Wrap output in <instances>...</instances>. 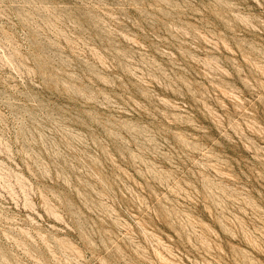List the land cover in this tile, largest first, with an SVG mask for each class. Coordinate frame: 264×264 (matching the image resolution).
Returning <instances> with one entry per match:
<instances>
[{
	"label": "rangeland",
	"instance_id": "1",
	"mask_svg": "<svg viewBox=\"0 0 264 264\" xmlns=\"http://www.w3.org/2000/svg\"><path fill=\"white\" fill-rule=\"evenodd\" d=\"M0 264H264V0H0Z\"/></svg>",
	"mask_w": 264,
	"mask_h": 264
}]
</instances>
